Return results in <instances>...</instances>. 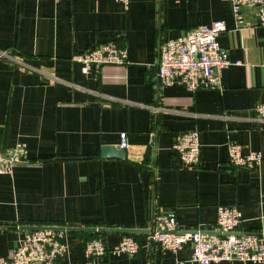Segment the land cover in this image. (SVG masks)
Here are the masks:
<instances>
[{
	"label": "crops",
	"instance_id": "crops-1",
	"mask_svg": "<svg viewBox=\"0 0 264 264\" xmlns=\"http://www.w3.org/2000/svg\"><path fill=\"white\" fill-rule=\"evenodd\" d=\"M223 21L219 42L231 65L221 88L191 93L161 87L160 45L198 25ZM128 51L129 64L85 75L74 54L106 42ZM0 152L23 143L33 164L0 175V256L30 227L118 228L145 247L105 264H198L189 249L163 253L148 241L157 212L173 214L180 232L209 230L218 207H238V231L264 233V26L231 0H0ZM197 129L201 161L185 164L175 136ZM126 134L129 150L121 148ZM258 151V170L233 167L228 146ZM119 147L126 158H103ZM86 231H70L67 262L85 264ZM66 263V262H65ZM219 264H259L221 262ZM264 264V263H261Z\"/></svg>",
	"mask_w": 264,
	"mask_h": 264
},
{
	"label": "built area",
	"instance_id": "built-area-1",
	"mask_svg": "<svg viewBox=\"0 0 264 264\" xmlns=\"http://www.w3.org/2000/svg\"><path fill=\"white\" fill-rule=\"evenodd\" d=\"M59 2L60 0H55ZM125 9L131 0H117ZM233 13L240 17L249 11L264 26V0H231ZM227 30L223 21L211 25H198L183 35L164 41L160 45V57L155 69L161 87L181 85L191 93L200 90L220 89L221 73L231 65L229 50L222 47L219 36ZM1 56L9 55L1 51ZM128 51L117 42H106L73 55L72 61L82 65V71L89 75L99 73L105 65L126 66ZM261 128L264 129V102L256 107ZM200 132L178 133L172 149L184 163L197 167L201 161ZM121 148L129 150L126 134H122ZM229 162L233 167L258 170L263 155L258 151L243 152V146L231 142L228 146ZM25 144L18 143L6 152H0V175H12L19 165H30ZM243 215L238 207L221 205L215 224L209 230L200 228L180 232L173 214L157 212L154 227L148 241L156 244L163 253L177 255L189 249L191 261L198 264H219L221 262L264 263V233L238 231ZM25 233L19 244L7 255L0 256V264H77L69 260L66 242L69 231L60 225H41ZM98 229V228H96ZM100 229V228H99ZM98 230L86 231L83 239L85 264H105L113 256H136L145 245L137 238L126 236L115 245H107ZM66 262V263H65Z\"/></svg>",
	"mask_w": 264,
	"mask_h": 264
},
{
	"label": "water",
	"instance_id": "water-1",
	"mask_svg": "<svg viewBox=\"0 0 264 264\" xmlns=\"http://www.w3.org/2000/svg\"><path fill=\"white\" fill-rule=\"evenodd\" d=\"M101 157L103 158H110V157H116L120 159L126 158V152L122 150L119 147H104L101 152ZM31 229H37V228H43V227H30ZM68 231H88V232H96L97 230L99 232L103 231H119V232H132V230H124V229H118V228H70L67 227Z\"/></svg>",
	"mask_w": 264,
	"mask_h": 264
},
{
	"label": "bare ground",
	"instance_id": "bare-ground-1",
	"mask_svg": "<svg viewBox=\"0 0 264 264\" xmlns=\"http://www.w3.org/2000/svg\"><path fill=\"white\" fill-rule=\"evenodd\" d=\"M183 161V160H182ZM184 162V161H183ZM186 164V163H185ZM188 165V164H187ZM192 167H195V166H192ZM70 232V231H69Z\"/></svg>",
	"mask_w": 264,
	"mask_h": 264
},
{
	"label": "rangeland",
	"instance_id": "rangeland-1",
	"mask_svg": "<svg viewBox=\"0 0 264 264\" xmlns=\"http://www.w3.org/2000/svg\"><path fill=\"white\" fill-rule=\"evenodd\" d=\"M36 227V226H35Z\"/></svg>",
	"mask_w": 264,
	"mask_h": 264
}]
</instances>
